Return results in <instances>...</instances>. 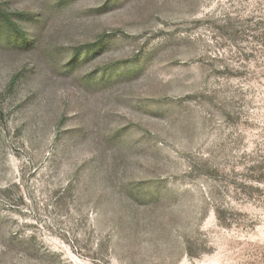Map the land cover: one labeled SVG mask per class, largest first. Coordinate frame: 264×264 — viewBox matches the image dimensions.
<instances>
[{
    "label": "rangeland",
    "instance_id": "374dc122",
    "mask_svg": "<svg viewBox=\"0 0 264 264\" xmlns=\"http://www.w3.org/2000/svg\"><path fill=\"white\" fill-rule=\"evenodd\" d=\"M0 264H264V0H0Z\"/></svg>",
    "mask_w": 264,
    "mask_h": 264
}]
</instances>
